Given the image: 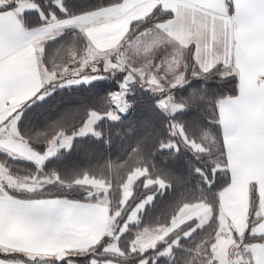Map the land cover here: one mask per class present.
I'll use <instances>...</instances> for the list:
<instances>
[{"label":"crops","instance_id":"crops-1","mask_svg":"<svg viewBox=\"0 0 264 264\" xmlns=\"http://www.w3.org/2000/svg\"><path fill=\"white\" fill-rule=\"evenodd\" d=\"M40 11L38 0H0V155L39 168L49 160L36 151L43 153L52 143L40 151L9 123L47 89L69 86L70 78L60 72L74 70L76 57L54 73L44 69L42 57L45 52L48 58L55 57L59 43L72 33L86 40L80 58L85 70L101 69L108 56L115 55L130 72L129 82H139L159 95L222 67L224 76H235L238 89L218 104L230 173L219 207L234 237L242 242L255 188L260 219L251 233L264 236V0H121L72 17L53 14L40 25L27 26L25 15ZM156 13L158 21L137 25ZM132 28L136 33L129 39ZM63 50L65 60L71 51ZM167 97L165 110L175 113L173 96ZM72 141L57 144L58 151L69 149ZM44 178L37 172L16 174L0 158V264H70L77 254L109 239L107 233L115 225L106 202L28 198L30 189H17L53 181ZM117 234L105 250L116 244ZM246 246L252 264H264V241Z\"/></svg>","mask_w":264,"mask_h":264},{"label":"trees","instance_id":"trees-1","mask_svg":"<svg viewBox=\"0 0 264 264\" xmlns=\"http://www.w3.org/2000/svg\"><path fill=\"white\" fill-rule=\"evenodd\" d=\"M120 1L38 0L41 11L26 14L24 21L27 26L40 25L53 14L57 18L72 17ZM159 19L156 13L137 25ZM135 31L132 28L129 37ZM85 42L80 34L65 36L59 43V50L63 53V49L68 48L70 54L64 60L60 52L52 58L45 52L42 57L44 69L48 73L64 69L70 64V57L84 55ZM189 72L186 73L188 79ZM122 75V79L117 74L86 84L57 87L46 97L20 109L19 134L40 151H45L61 135H75L71 147L60 150L42 168L4 154L0 158L16 174L53 175L52 183L31 193L33 197L88 201L85 197L90 193V198H96L91 180L106 183L107 190H101L97 195L107 196L111 217L117 213L114 225L121 224L116 239L118 249L107 252L104 245L112 240L106 239V243L71 258L70 264H101L108 259L126 264H214L212 249L221 212L219 196L230 183L218 104L221 99L237 93V80L234 75L224 76L223 68L217 67L162 95L135 86L127 95L132 104L130 112L121 115L108 103L110 95L120 89L129 72ZM169 95L173 96L175 113L158 105ZM93 112L101 115L95 124V132L78 135ZM133 174L137 177L131 194L124 200V186ZM198 204L209 209L206 223L194 218L171 231L163 241L154 243L153 247L144 250L136 247L139 231L170 227L184 207ZM139 206L136 219L129 221L122 230L123 223ZM259 219V198L253 188L248 228L242 242L264 241V236L251 233Z\"/></svg>","mask_w":264,"mask_h":264},{"label":"rangeland","instance_id":"rangeland-1","mask_svg":"<svg viewBox=\"0 0 264 264\" xmlns=\"http://www.w3.org/2000/svg\"><path fill=\"white\" fill-rule=\"evenodd\" d=\"M129 39H132V37H130ZM115 56V55H114ZM113 55H109L107 58V61L103 64V66L101 67V69H92L90 72H92V74L89 72V70H85L84 65L85 64L84 61H81L80 58L82 59V57L80 58H76V63L73 64H77V67H74V70H71L69 72L67 71H61L58 70L56 72H60V75H65L67 78H70L68 83L69 86H73V85H79L83 82L87 83V82H91L97 79H101L102 78H108V77H112L113 75H117L119 74L120 78H123V75L126 71L129 72L126 68H124L123 63L121 62H117L116 61V56L114 59ZM113 57V58H112ZM82 62V63H81ZM81 63V64H80ZM80 67V68H79ZM89 69V68H86ZM90 73V74H87ZM130 73V72H129ZM129 76V75H128ZM127 76V78H128ZM130 78V77H129ZM144 78V76H143ZM129 80V79H128ZM127 79L121 83V85L119 86L120 89L115 91L113 94V96L110 98L109 103L111 106H113V111H115V113L117 114H121V112H123V114L121 115H127L130 112V109L132 107V104L129 102L127 95L132 92V88H134L135 86H140V83L137 82V85H135V83H132V81H128ZM132 80H134V77H132ZM51 80L49 79L47 85H46V89L48 87V85L50 84ZM127 82V84L125 83ZM125 83V84H124ZM57 86H55L52 89L57 88ZM168 88H170V86H166ZM52 91V90H51ZM48 89L46 90L45 94L43 97H46L49 92ZM42 97V98H43ZM165 98V97H164ZM163 99V98H162ZM112 111V112H113ZM113 116V115H112ZM116 116V115H114ZM101 118V115L99 113L93 112L90 117L87 119V121L85 122L84 126L79 130V132L77 133L78 135H85V134H89V133H94L95 132V124L98 122V120ZM19 120H20V116H18L17 118H14L10 123L9 126H14L16 129L19 128ZM19 133V131H18ZM20 135V134H19ZM75 135H65L62 137V141L55 143L54 141H52V145L43 153H38L37 152V156H39L40 158L43 159H49L50 157H54L59 151V146L57 144H59L60 146L63 144H70L71 140L73 139ZM21 137V135H20ZM22 138V137H21ZM54 142V143H53ZM50 143V144H51ZM61 149V148H60ZM34 150V149H32ZM32 161V160H31ZM35 161V160H34ZM33 177V176H31ZM49 177L53 178V175H45L44 180L49 181ZM137 177V174H133L130 179L128 180V182L126 183V185L124 186L125 188V192L124 194V200H126L129 197V194H131L132 191V185L133 182L135 181ZM30 178V177H28ZM87 179V177L85 178ZM45 182V183H46ZM92 183V187H93V192L95 194V197H92V193L89 194V197H85L88 198L86 200L93 201L94 202H106L107 201V196L105 197V195L103 196H99L97 195V193L101 192V190L106 191L107 190V185L106 183H104L103 181H99V180H91ZM35 183V182H34ZM29 185H32V183H28ZM43 186V185H42ZM42 186H39V188L36 187H27V186H18L17 189H30L29 191H27L29 194L35 192V191H40L41 189H43ZM36 188V189H35ZM33 189V190H31ZM33 191V192H32ZM28 198H50V197H43V196H27ZM54 198V197H51ZM50 198V199H51ZM140 206L136 207L131 214L128 216L127 220L124 226H122V230L124 228H126V224H128L129 221L135 220L137 217V213L140 210ZM209 209L206 205L204 204H198V205H194V206H189V207H184L176 216V218L174 219L173 224H171L170 227L164 228V227H156V228H146V229H142L141 231L138 232L137 234V240L135 242L136 247L138 249H147L149 247H153L154 243L159 242V241H163L165 236L169 235V233L171 231H174L176 229H178L182 224H184L187 221H190L194 218L198 219L200 223H206L209 219ZM117 216V213L114 214V216H110L111 217V221L112 224H115V218ZM219 229H218V233H217V239L216 242L213 246V261L214 264H252L251 259H250V255L248 253V249L246 246V243L241 242V241H237V238L234 237L233 231L231 230V228L229 227V224H227L226 219L224 218L223 214L220 212L219 213ZM115 227V226H114ZM120 229V228H119ZM119 231V230H118ZM118 233V232H117ZM116 249H118V246L114 243L111 244L108 248H107V252L108 251H117ZM92 253H94V251H92ZM97 261H95L94 263H96ZM101 264H126L123 262H119L116 260H103L101 262Z\"/></svg>","mask_w":264,"mask_h":264},{"label":"water","instance_id":"water-1","mask_svg":"<svg viewBox=\"0 0 264 264\" xmlns=\"http://www.w3.org/2000/svg\"><path fill=\"white\" fill-rule=\"evenodd\" d=\"M169 99H170V98H168V97L163 98L162 100L159 101L158 105H159L161 108H163V109H167L168 106H169V104H168V100H169ZM120 225H121L120 223H117V224L115 225V227L107 233V237H108L109 239H113V238L116 236V234H117V232H118V230H119V228H120Z\"/></svg>","mask_w":264,"mask_h":264},{"label":"built area","instance_id":"built-area-1","mask_svg":"<svg viewBox=\"0 0 264 264\" xmlns=\"http://www.w3.org/2000/svg\"><path fill=\"white\" fill-rule=\"evenodd\" d=\"M121 114H123V112H121Z\"/></svg>","mask_w":264,"mask_h":264}]
</instances>
